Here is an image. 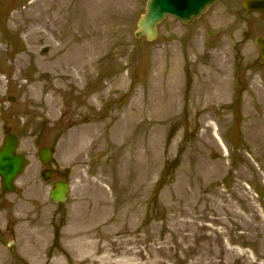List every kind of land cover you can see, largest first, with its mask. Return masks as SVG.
Here are the masks:
<instances>
[{"label": "rangeland", "instance_id": "obj_1", "mask_svg": "<svg viewBox=\"0 0 264 264\" xmlns=\"http://www.w3.org/2000/svg\"><path fill=\"white\" fill-rule=\"evenodd\" d=\"M146 1L0 0V146L14 132L29 158L15 193L0 184L5 264H30L29 230L47 233L39 248L65 264H264V99L255 91L264 92V61L254 41L264 18L235 0L192 26L168 18L158 40L137 44ZM59 8L98 17L105 46L46 119L24 99L60 42ZM90 120L102 125L80 131ZM57 180L71 184L60 205L49 198ZM88 228L87 247L72 253L69 233Z\"/></svg>", "mask_w": 264, "mask_h": 264}, {"label": "bare ground", "instance_id": "obj_2", "mask_svg": "<svg viewBox=\"0 0 264 264\" xmlns=\"http://www.w3.org/2000/svg\"><path fill=\"white\" fill-rule=\"evenodd\" d=\"M54 15L59 16L57 20L52 19V21L54 23L58 22L60 42L55 45L53 55L46 60L45 67L47 70L45 78L47 81L43 79L45 73H37L31 79V86L26 88L28 97L24 99L25 104L35 106V109L31 110L32 113L46 119L56 118L63 95L67 91L72 90L73 85L83 84L87 70L93 68L105 46V39L98 17L94 15L87 16L83 10L79 12L76 8L65 12V14L59 8ZM62 18H64L63 22ZM75 29L79 30V37H75ZM37 34V32L33 33V35ZM44 39L46 40V38ZM112 86L109 88V92L120 90L115 84ZM165 91H167V97L170 98L172 95L171 87H166ZM255 91L264 99V92L259 85L255 87ZM167 103L166 107L169 109V100ZM37 107H47V113L44 109H37ZM90 122L87 125L79 127L80 131L90 132L91 128L102 125L98 121L90 120ZM119 129H123L122 119L115 125L114 131H118ZM97 140H99L98 137L89 139L90 142ZM89 234L91 235L89 228L87 230L78 229L69 233L68 238L71 239L69 245L74 250L71 251L72 253L76 252L78 248L84 249L87 247V237ZM47 235V233L40 230L27 231L25 237L27 246L24 252L31 259L30 264H65L61 253L54 255L49 262L41 248H39L38 242ZM72 261L78 263L74 259ZM5 263L3 253L0 251V264Z\"/></svg>", "mask_w": 264, "mask_h": 264}, {"label": "water", "instance_id": "obj_3", "mask_svg": "<svg viewBox=\"0 0 264 264\" xmlns=\"http://www.w3.org/2000/svg\"><path fill=\"white\" fill-rule=\"evenodd\" d=\"M218 0H148L146 13L141 16L138 22V29L135 32L137 42L140 43L142 36L148 41H154L158 37L157 25L165 20L168 15L178 18L181 22L190 24L199 18L208 7L214 5ZM244 5L247 10L264 11V0H245ZM262 45V55L264 57V44ZM18 140L9 137L6 144L0 150V175L3 178V190L11 192L15 190L14 180L24 170L26 160L15 153ZM49 150L42 151V159L48 160ZM47 177L46 173L44 174ZM68 185L58 182L51 192V198L55 202H64L67 198Z\"/></svg>", "mask_w": 264, "mask_h": 264}, {"label": "flooded vegetation", "instance_id": "obj_4", "mask_svg": "<svg viewBox=\"0 0 264 264\" xmlns=\"http://www.w3.org/2000/svg\"><path fill=\"white\" fill-rule=\"evenodd\" d=\"M260 17H263L264 16V14H262V15H259Z\"/></svg>", "mask_w": 264, "mask_h": 264}]
</instances>
